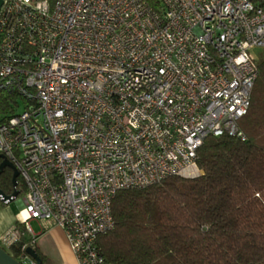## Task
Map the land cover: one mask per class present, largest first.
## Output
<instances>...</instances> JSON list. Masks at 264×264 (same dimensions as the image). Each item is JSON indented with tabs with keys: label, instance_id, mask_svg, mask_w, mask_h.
Returning a JSON list of instances; mask_svg holds the SVG:
<instances>
[{
	"label": "built area",
	"instance_id": "2783aa9c",
	"mask_svg": "<svg viewBox=\"0 0 264 264\" xmlns=\"http://www.w3.org/2000/svg\"><path fill=\"white\" fill-rule=\"evenodd\" d=\"M255 47L264 0H2L0 154L24 189L2 246L33 244L36 220L77 264H110L119 191L200 175L208 137L245 141Z\"/></svg>",
	"mask_w": 264,
	"mask_h": 264
},
{
	"label": "trees",
	"instance_id": "16d2710c",
	"mask_svg": "<svg viewBox=\"0 0 264 264\" xmlns=\"http://www.w3.org/2000/svg\"><path fill=\"white\" fill-rule=\"evenodd\" d=\"M256 64L249 108L238 122L245 141L208 137L197 152L200 175L119 191L111 204L114 228L99 238L108 263L264 264V57ZM11 176L9 168L0 172L6 195ZM17 190L19 197V179ZM24 244L46 262L26 237L10 246L15 259Z\"/></svg>",
	"mask_w": 264,
	"mask_h": 264
},
{
	"label": "crops",
	"instance_id": "0c3cea01",
	"mask_svg": "<svg viewBox=\"0 0 264 264\" xmlns=\"http://www.w3.org/2000/svg\"><path fill=\"white\" fill-rule=\"evenodd\" d=\"M21 216L24 217V213ZM30 221H34L38 228V232L35 233L36 239L34 244L46 258L44 264H77L65 239L64 232L59 227L46 225L45 228H42L36 220ZM15 224L16 212L8 204L0 203V238ZM40 240L41 242L39 243ZM0 245L2 246L1 243ZM2 247L10 253L9 248Z\"/></svg>",
	"mask_w": 264,
	"mask_h": 264
},
{
	"label": "water",
	"instance_id": "95a60500",
	"mask_svg": "<svg viewBox=\"0 0 264 264\" xmlns=\"http://www.w3.org/2000/svg\"><path fill=\"white\" fill-rule=\"evenodd\" d=\"M2 4V0H0V7ZM0 172L4 168H9L12 171V176H11V182H12V188L13 191L10 195H6L3 191L0 190V195L2 196V200H8L10 201L12 198H15L18 196L19 191L17 190V183H18V171L16 167L9 162V160L4 157L2 154H0ZM27 255H29L34 261L35 264H41V259L39 255L35 252L34 249L27 248L26 249ZM0 264H22L19 260L15 259L7 250H5L2 246H0Z\"/></svg>",
	"mask_w": 264,
	"mask_h": 264
},
{
	"label": "rangeland",
	"instance_id": "374dc122",
	"mask_svg": "<svg viewBox=\"0 0 264 264\" xmlns=\"http://www.w3.org/2000/svg\"><path fill=\"white\" fill-rule=\"evenodd\" d=\"M251 52L253 53V55L255 56L256 60L258 61L260 58L264 57V48H258V47H255L251 50ZM20 199V196L19 197H16L15 200H12L8 203V206L12 208L13 211L16 212V215L19 214V208H20V205L18 204V201ZM30 226L33 230L34 233H37L38 232V228H37V225L34 221H30ZM41 242V240L39 241V243ZM27 248H30L29 246H27Z\"/></svg>",
	"mask_w": 264,
	"mask_h": 264
},
{
	"label": "flooded vegetation",
	"instance_id": "af4514ba",
	"mask_svg": "<svg viewBox=\"0 0 264 264\" xmlns=\"http://www.w3.org/2000/svg\"><path fill=\"white\" fill-rule=\"evenodd\" d=\"M1 161V160H0ZM5 169H7V167L6 168H4L1 172H3Z\"/></svg>",
	"mask_w": 264,
	"mask_h": 264
},
{
	"label": "bare ground",
	"instance_id": "6f19581e",
	"mask_svg": "<svg viewBox=\"0 0 264 264\" xmlns=\"http://www.w3.org/2000/svg\"><path fill=\"white\" fill-rule=\"evenodd\" d=\"M24 216H25V213H24Z\"/></svg>",
	"mask_w": 264,
	"mask_h": 264
}]
</instances>
